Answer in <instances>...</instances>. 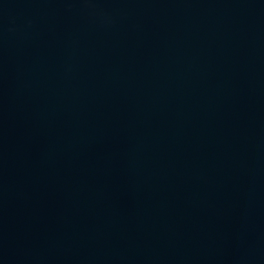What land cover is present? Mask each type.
I'll return each mask as SVG.
<instances>
[{
	"label": "water",
	"instance_id": "1",
	"mask_svg": "<svg viewBox=\"0 0 264 264\" xmlns=\"http://www.w3.org/2000/svg\"><path fill=\"white\" fill-rule=\"evenodd\" d=\"M0 264H264V0H0Z\"/></svg>",
	"mask_w": 264,
	"mask_h": 264
}]
</instances>
